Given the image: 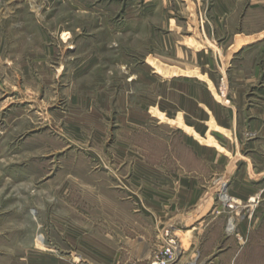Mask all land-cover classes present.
<instances>
[{"label":"rangeland","instance_id":"374dc122","mask_svg":"<svg viewBox=\"0 0 264 264\" xmlns=\"http://www.w3.org/2000/svg\"><path fill=\"white\" fill-rule=\"evenodd\" d=\"M213 6L0 0V264H87L140 228L156 244L147 264L167 239L180 246L170 264H264V150L176 105L185 85L241 98L224 68L235 47L213 28L201 40ZM236 13L264 29V0ZM150 157L163 174L151 177Z\"/></svg>","mask_w":264,"mask_h":264},{"label":"crops","instance_id":"0c3cea01","mask_svg":"<svg viewBox=\"0 0 264 264\" xmlns=\"http://www.w3.org/2000/svg\"><path fill=\"white\" fill-rule=\"evenodd\" d=\"M242 1L243 0H214V6L212 8V11H214V19L211 22L212 24L208 27L205 25L204 34L206 36L201 37L203 43H212L209 39H212V32L210 30L213 28L216 31L215 38H221V43L227 46V50L235 47L233 48L234 52H231L233 55L232 59H235L234 55L238 53V60H228L224 68L228 65L231 67L229 73L232 75V82H234L233 88L234 90L240 91L241 98L237 100L231 99L227 102L228 105H222V103L220 104L213 100H209V97L207 95H202L200 91L194 88V85H185L186 87L183 86V88L187 89L184 92L177 91L176 100L178 104L176 105H178L177 107H179V109L184 111V114L189 116L193 115L195 118L198 117L197 120L203 119L205 123L207 121L210 123L212 122L222 129L224 126L227 127L228 131H233L235 144L236 139L239 141L244 140L249 148L258 146L262 151L264 150V29L259 28L257 31L246 30L243 27L245 25V20L240 24L241 20L237 18L238 15L236 12ZM241 26L243 28H241ZM239 27L241 30H239ZM204 57L203 54L198 56V59L200 58V61L202 60V64L206 63V66H210V64H212L211 61ZM256 87L257 92L253 99H244L245 92L250 88ZM199 95L200 98L197 97ZM224 106L227 108L231 106L232 110H227ZM227 116L231 117V121L225 119ZM156 158L150 157L149 159L152 162H150L148 166L150 168L149 171L153 173L151 177L163 174L161 168L157 167V162L153 163V161H156ZM228 172H230V174L233 173L231 169H229ZM218 181L219 186H221L222 183L224 184L223 178ZM236 192L243 197L250 196L249 194L251 191L249 189V184L242 182L236 189ZM151 197L153 200L159 197L169 199L170 190H156V192L151 194ZM156 204V208H159V201L156 202ZM75 227V229H81L78 226ZM140 229L141 230L135 234H128V236L125 235L121 237L123 251H115L114 246H109L108 243L110 242L107 240V251L105 254L102 253L98 255L92 253L88 258L83 259L80 257L81 260L83 263L86 262L87 264H94V261L98 262L99 259L103 260L106 264H119V259L122 257L126 264H147L148 258L156 244L152 243L154 237L151 238V235L147 234L145 229ZM157 242L158 239L155 243ZM99 252L101 253V251ZM218 260L219 257L214 259L215 262ZM33 264L38 263L33 262ZM39 264L48 263L42 261Z\"/></svg>","mask_w":264,"mask_h":264},{"label":"built area","instance_id":"2783aa9c","mask_svg":"<svg viewBox=\"0 0 264 264\" xmlns=\"http://www.w3.org/2000/svg\"><path fill=\"white\" fill-rule=\"evenodd\" d=\"M165 246L155 256V264H170L180 251V246L174 239H167Z\"/></svg>","mask_w":264,"mask_h":264},{"label":"bare ground","instance_id":"6f19581e","mask_svg":"<svg viewBox=\"0 0 264 264\" xmlns=\"http://www.w3.org/2000/svg\"><path fill=\"white\" fill-rule=\"evenodd\" d=\"M225 199H227V196L225 197Z\"/></svg>","mask_w":264,"mask_h":264}]
</instances>
